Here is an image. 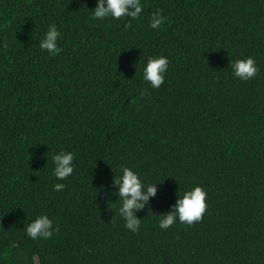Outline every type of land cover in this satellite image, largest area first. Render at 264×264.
Wrapping results in <instances>:
<instances>
[{
	"label": "trees",
	"instance_id": "1",
	"mask_svg": "<svg viewBox=\"0 0 264 264\" xmlns=\"http://www.w3.org/2000/svg\"><path fill=\"white\" fill-rule=\"evenodd\" d=\"M142 2L125 27L94 20L96 0H0V264H264V0ZM53 23L55 56L38 43ZM148 55L169 60L159 88L142 79ZM247 56L258 72L240 80L230 63ZM61 149L75 157L62 181ZM121 165L158 182L137 232L112 195ZM195 184L201 219L161 229ZM42 213L57 230L33 240Z\"/></svg>",
	"mask_w": 264,
	"mask_h": 264
},
{
	"label": "clouds",
	"instance_id": "2",
	"mask_svg": "<svg viewBox=\"0 0 264 264\" xmlns=\"http://www.w3.org/2000/svg\"><path fill=\"white\" fill-rule=\"evenodd\" d=\"M144 8L142 0H96V7L92 10L94 20L111 18L114 20L125 19V27L130 26L131 20L141 16ZM166 17L162 15L161 9L153 11L149 17V26L159 29ZM60 32L56 24H50L39 39V47L42 51L55 56L62 49L59 46ZM139 62V61H138ZM169 67V60L164 55H148L145 57L140 68L142 79L148 82L151 88H159L164 82L166 71ZM230 67L232 74L240 80H250L258 72V66L252 56L236 58L231 60ZM143 94V93H142ZM74 153L61 149L52 156V173L57 180H64L71 176L74 171ZM157 183H145L134 167L121 165L118 175H114V189L118 201L117 212L124 221V227L137 232L141 225V219L134 216V212L143 208L150 196H154L157 191ZM65 185L55 183L54 190L62 191ZM207 193L200 184H195L190 188L177 192V199L172 206V210L166 214L158 215V226L167 229L176 222L191 225L194 221H199L205 212ZM57 229L53 227V221L47 214H37L34 218H29L24 227L27 237L33 240L48 239ZM32 264H39L37 254L32 255Z\"/></svg>",
	"mask_w": 264,
	"mask_h": 264
}]
</instances>
